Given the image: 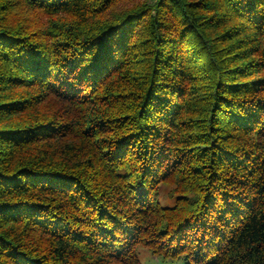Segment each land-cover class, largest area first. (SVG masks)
<instances>
[{
    "label": "trees",
    "instance_id": "obj_1",
    "mask_svg": "<svg viewBox=\"0 0 264 264\" xmlns=\"http://www.w3.org/2000/svg\"><path fill=\"white\" fill-rule=\"evenodd\" d=\"M122 1L0 0V264H264V0Z\"/></svg>",
    "mask_w": 264,
    "mask_h": 264
},
{
    "label": "rangeland",
    "instance_id": "obj_2",
    "mask_svg": "<svg viewBox=\"0 0 264 264\" xmlns=\"http://www.w3.org/2000/svg\"><path fill=\"white\" fill-rule=\"evenodd\" d=\"M138 0H125L116 4L111 8V14L119 10L131 7ZM108 14H110L108 12ZM111 16V15H110ZM176 188L173 184L161 185L157 190V200L162 207H172L176 203ZM135 253L137 255L139 264H185L182 259L176 261H163L161 258L152 255L146 248L141 245L136 246Z\"/></svg>",
    "mask_w": 264,
    "mask_h": 264
}]
</instances>
